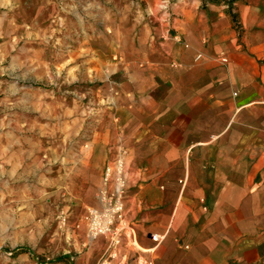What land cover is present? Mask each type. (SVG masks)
Returning a JSON list of instances; mask_svg holds the SVG:
<instances>
[{
	"label": "crops",
	"instance_id": "obj_1",
	"mask_svg": "<svg viewBox=\"0 0 264 264\" xmlns=\"http://www.w3.org/2000/svg\"><path fill=\"white\" fill-rule=\"evenodd\" d=\"M214 3L202 11L180 0L136 47H122L127 78L108 95L109 118L90 149L77 154L63 209L70 251L54 264L103 256V237L81 247L85 218L100 208L101 178L120 147L127 264H264V0Z\"/></svg>",
	"mask_w": 264,
	"mask_h": 264
},
{
	"label": "rangeland",
	"instance_id": "obj_2",
	"mask_svg": "<svg viewBox=\"0 0 264 264\" xmlns=\"http://www.w3.org/2000/svg\"><path fill=\"white\" fill-rule=\"evenodd\" d=\"M179 1L0 0V264L70 251L66 183L127 78L122 47Z\"/></svg>",
	"mask_w": 264,
	"mask_h": 264
},
{
	"label": "built area",
	"instance_id": "obj_3",
	"mask_svg": "<svg viewBox=\"0 0 264 264\" xmlns=\"http://www.w3.org/2000/svg\"><path fill=\"white\" fill-rule=\"evenodd\" d=\"M201 58L198 56L197 59ZM227 59H222L226 62ZM127 150L119 149L116 158L111 164L105 167L101 178V186L96 195L100 208L89 207L86 215L87 241L86 245L93 240L103 237L106 240V247L103 256L97 264H127V257L121 256L120 247L125 234L129 229L124 218V197L127 188ZM62 224L65 218L61 217ZM161 237L153 235L151 240L157 244ZM135 264H154L147 258H138Z\"/></svg>",
	"mask_w": 264,
	"mask_h": 264
},
{
	"label": "bare ground",
	"instance_id": "obj_4",
	"mask_svg": "<svg viewBox=\"0 0 264 264\" xmlns=\"http://www.w3.org/2000/svg\"><path fill=\"white\" fill-rule=\"evenodd\" d=\"M88 229V228H87ZM86 234H87V231H86Z\"/></svg>",
	"mask_w": 264,
	"mask_h": 264
}]
</instances>
